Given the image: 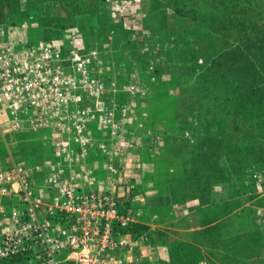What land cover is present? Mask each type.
<instances>
[{"label": "rangeland", "instance_id": "rangeland-1", "mask_svg": "<svg viewBox=\"0 0 264 264\" xmlns=\"http://www.w3.org/2000/svg\"><path fill=\"white\" fill-rule=\"evenodd\" d=\"M80 1L91 10L69 16L71 27L57 20L66 17L57 1H9L13 23L0 28V48L25 52L47 41L65 59L52 74L48 103L0 111V165H39L41 184L59 166L82 186L127 181L133 194L143 193L147 221L168 219L180 199L227 188L242 213L198 243L179 245L172 262L247 264L255 244L264 254V192L255 188L264 174V0H187L183 12L165 0ZM234 118L256 138L237 141ZM18 204L3 199L0 236ZM220 209L204 208L209 219ZM236 252L242 258L234 260ZM156 257L149 248L137 264H171ZM20 260L37 264L31 256Z\"/></svg>", "mask_w": 264, "mask_h": 264}, {"label": "built area", "instance_id": "built-area-1", "mask_svg": "<svg viewBox=\"0 0 264 264\" xmlns=\"http://www.w3.org/2000/svg\"><path fill=\"white\" fill-rule=\"evenodd\" d=\"M72 30L78 33L76 27ZM24 51L0 48V111L18 112L24 106L30 112V107L48 103L52 74L64 69L57 64L65 59L60 45L40 41ZM81 59L76 53L74 60ZM86 150L82 148L83 155ZM107 167L115 169L113 162ZM35 171H40L39 165H0V207L4 198L19 202L0 236L2 261L31 256L37 264H137L151 238L135 230L146 222L131 192L134 185L126 186L120 178L113 179L124 182L120 187L82 186L64 166L50 171L41 184ZM91 174L83 172L82 179L90 182ZM255 188L264 192V174H257Z\"/></svg>", "mask_w": 264, "mask_h": 264}, {"label": "crops", "instance_id": "crops-1", "mask_svg": "<svg viewBox=\"0 0 264 264\" xmlns=\"http://www.w3.org/2000/svg\"><path fill=\"white\" fill-rule=\"evenodd\" d=\"M142 197H144L143 193H139L136 200L145 211V202ZM211 197L216 202L224 203L229 200L230 194L227 188L221 187L218 191H214ZM203 207H205V204L201 197L183 198L173 203L171 216L168 219L155 217L152 221H147L152 242L142 248L140 258H144L150 248L152 251L155 249L158 260L171 262L175 255V246L179 242L198 243L203 236V230L217 224H221V228L224 229L229 217L233 215L239 217L243 211L242 207H237L229 215L209 223L203 213ZM255 245L252 251L253 254L247 257V264H264V254L260 252V245ZM224 249L228 248L226 246L221 247L220 250H223V255H229L226 254L227 250L225 252ZM262 249L264 248L262 247ZM236 254L234 260H238L237 258L243 256L239 252H236Z\"/></svg>", "mask_w": 264, "mask_h": 264}, {"label": "trees", "instance_id": "trees-1", "mask_svg": "<svg viewBox=\"0 0 264 264\" xmlns=\"http://www.w3.org/2000/svg\"><path fill=\"white\" fill-rule=\"evenodd\" d=\"M9 1L10 0H0V28L12 26V23H13L12 16L9 15L8 12L6 11V8L9 4ZM18 1H20V0H18ZM54 1H57V2H59V4H62L63 8L65 9L66 17H61L60 19H57L58 21L62 20L64 22L62 25L65 27H71V25L76 24L74 21H72V19L69 18V16L70 17L71 16L72 17L73 16H80L83 14H87L89 12V10H91L90 4L89 5L84 4L80 0H71L68 2H65L64 0H54ZM101 1H103V0H101ZM159 1L163 2V0H159ZM165 1H167L169 6H172L173 8H175L176 11H179V12H183L184 2L187 3V0H165ZM225 3H227V2H225ZM99 6H101V5H99ZM55 19L56 18H52V20H55ZM52 20L50 21L51 23H52ZM244 21L245 20H243V22ZM230 22H231V24H234V18ZM251 27H252L251 29H256L257 24L254 23V24H252ZM260 43H261V45H263V40ZM259 51H263V46L260 47ZM246 126H247V123L242 119L234 118L233 120H230V128H231V130H235L236 133H235L234 138L237 141L244 143V142H247L249 140H253L256 138L255 134H253L252 129L249 131H246ZM173 195H177V194L173 193ZM211 195H212V192L207 193V194L202 193V195H197V197H201V199L204 201L205 206L207 204L210 207H220L221 208L219 212H217V213L214 212L215 214H213L214 215L213 218L209 219L208 218L209 214H206V212L204 210L205 207H203V213L205 215V218L207 219V222H209V223L212 221H215L217 219H220L226 215H229L234 209H236L238 207L237 205H235V206L233 205L232 200H230L231 198H229V200H227V202L219 203V202L214 201L212 199ZM191 197H195V196H191ZM145 212L146 211H144V214H145ZM144 220H145L146 224L141 223L140 225L135 227V230L137 232H143V231L148 232V234L150 235V238H151V242H152V236H151L150 232L148 231L149 226H148V223L146 220V215L144 217ZM215 226L221 228V224H217ZM215 226L208 227L207 229L203 230L202 233L204 234L207 231L209 232L208 229L209 228L214 229ZM221 230H222V228H221ZM183 243H186V242H179L175 246V254L177 252L178 246L183 244ZM186 244L191 245V243H186ZM226 250H228V249H226ZM19 260H20V258H18L17 260L4 261V264H19L21 262V260H20V262H19ZM171 264H175V263L171 261Z\"/></svg>", "mask_w": 264, "mask_h": 264}]
</instances>
